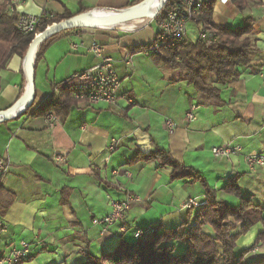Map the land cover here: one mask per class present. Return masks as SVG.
Returning a JSON list of instances; mask_svg holds the SVG:
<instances>
[{
    "label": "crops",
    "instance_id": "obj_1",
    "mask_svg": "<svg viewBox=\"0 0 264 264\" xmlns=\"http://www.w3.org/2000/svg\"><path fill=\"white\" fill-rule=\"evenodd\" d=\"M132 1L82 0V4L107 11L125 8ZM14 6L18 14L33 15L78 9L77 0H15ZM246 16L251 18L253 41L250 65L238 67L237 76L219 86V101L199 93L183 79L181 70L157 66L138 50L153 39L155 23L151 34L143 32L145 25L122 32L84 27L49 44L33 70L32 105L23 114L0 121V159L6 162L5 171H0V215L6 227L0 233V256L26 241L33 258L22 264H79L85 249L99 255L112 250L121 238L132 241L137 229L158 223L174 227L187 218L189 199L200 205L205 202L208 195L201 183L186 178L171 182V168L157 160L128 163L138 151L166 149L200 175L238 174L242 194L260 203L255 200L264 198V166L250 167L246 157L264 156V80L259 75L264 69V0L250 1L244 12L230 0H214V23L237 27ZM200 30L198 23L189 22L185 41H195ZM94 40L114 61L119 79L116 102H76L52 122L32 115L53 91L58 92V84L98 61L90 51ZM23 69V59L13 55L0 70V111L25 101ZM204 79L214 84L215 76L207 74ZM191 104L199 108L189 121L185 114ZM166 119L175 124L172 132L164 124ZM227 143L242 148L228 157L212 155L213 147ZM210 185L218 190L220 182ZM126 193L139 201L99 231L91 219L109 214L112 201ZM221 194L236 203V198ZM262 228L256 222L237 245H252ZM178 249L182 251L183 245ZM263 255L264 245H256L245 260Z\"/></svg>",
    "mask_w": 264,
    "mask_h": 264
},
{
    "label": "trees",
    "instance_id": "obj_2",
    "mask_svg": "<svg viewBox=\"0 0 264 264\" xmlns=\"http://www.w3.org/2000/svg\"><path fill=\"white\" fill-rule=\"evenodd\" d=\"M142 0H133L127 7L138 4ZM177 0H165L160 11ZM240 11L244 12L252 0H230ZM76 13L64 8L62 13H49L47 18H41L36 32L42 31L53 22L71 17L74 14L88 10L77 0ZM214 0L205 2V7L198 14V24L201 30L211 31L209 38L198 37L195 41H183L173 50H168L162 56H150L157 66L181 70L183 79L191 84L199 93L208 99L220 100V85L227 84L237 76L238 67L250 65V53L253 41L250 37L251 18L246 16L244 23L237 27H228L214 23L212 8ZM19 14L10 10L9 0H0V70L4 69L13 55L24 58L26 50L34 37V33L23 34L17 26ZM159 17L153 22L157 25ZM82 28L74 27L60 30L44 39L35 55L34 66L42 58L45 48L54 40L64 37ZM200 30V31H201ZM145 45L138 48L142 51ZM215 76L214 84L206 83L205 76ZM58 92L51 95L33 111L32 115L45 116L48 112L56 115L65 114L76 103L67 89V84L60 83ZM28 110V109H27ZM26 110V111H27ZM157 160L162 166L171 168V182L189 179L201 183L207 193L205 203L194 210L188 209V216L174 227H164L158 223L150 228L153 232L126 241L123 238L110 251L99 255L88 249L82 251L83 261L79 264H264V255L252 261H245L244 255L252 247L241 249L237 240L251 226L260 221L263 232L257 236L259 241L264 233V198L261 204H255L250 195L244 196L238 183L239 175L225 178L226 183L221 190L236 198L231 203L217 197V191L210 186L202 175L191 167L175 160L166 149L156 148L150 152H136L127 162ZM103 182V180L99 179ZM0 190L2 186L0 185ZM66 200L63 199L62 202ZM192 214V216H191ZM209 226L212 233L203 230ZM238 227V229H236ZM183 245L180 251L178 245ZM33 256L27 257L31 260Z\"/></svg>",
    "mask_w": 264,
    "mask_h": 264
},
{
    "label": "built area",
    "instance_id": "obj_3",
    "mask_svg": "<svg viewBox=\"0 0 264 264\" xmlns=\"http://www.w3.org/2000/svg\"><path fill=\"white\" fill-rule=\"evenodd\" d=\"M15 0H9L10 10L15 9ZM207 0H177L169 4L164 11H160V7L152 19L159 17L157 29L153 39L144 46L142 52L149 56H162L165 51L173 50L181 45L185 40L187 32V24L189 22H198V14L205 7ZM49 14L41 11L39 15L22 13L18 16L17 26L23 34L34 33L39 26L41 18H47ZM214 34L208 30H201L199 36L202 38L212 37ZM73 47H76L74 44ZM90 51L99 59L91 66L74 73L65 81L70 95L80 102L87 104H114L118 97L119 79L113 68V59L102 53L100 44L92 41ZM130 57H126L129 62ZM259 75L264 80V69L259 71ZM199 108L198 104H191L186 111L185 117L192 121L195 118V112ZM46 120L52 122L56 116L52 112L45 115ZM169 132H172L175 124L170 120L164 121ZM114 144L110 143L109 149L113 150ZM241 150L239 145L224 144L211 149V153L215 157H228L229 155ZM246 160L250 167L264 166V156L260 154H249ZM6 162L0 159V171H5ZM117 171H113L116 173ZM139 201L138 196L132 193H126L123 199L112 201L111 211L109 214L91 219L93 225H100L105 228L113 224L116 220L123 217L124 212L130 208L133 203ZM196 205V201L189 199L185 206ZM5 223L0 215V232L5 231ZM153 232L152 228L137 229L133 232L134 238L148 235ZM29 255V243L21 241L17 246L12 247L8 252L0 258V264H15Z\"/></svg>",
    "mask_w": 264,
    "mask_h": 264
},
{
    "label": "water",
    "instance_id": "obj_4",
    "mask_svg": "<svg viewBox=\"0 0 264 264\" xmlns=\"http://www.w3.org/2000/svg\"><path fill=\"white\" fill-rule=\"evenodd\" d=\"M153 0H142L136 5H133L131 7H125L117 10H113L114 12L106 15L103 17L102 20L108 21V22H117L120 20H132L138 17H141L145 14V10L143 9H135L138 5L144 3L146 6V9L148 6L152 3ZM165 2V1H164ZM122 10H126L124 14H121L120 12ZM77 13L72 15L71 17L62 19L58 22H53L46 26L42 31H39L31 40L26 53L23 58V66L25 65L24 71V76H25V83H26V95H27V100L26 103L23 107L17 108L16 104L11 105L10 107L0 111V121L6 120L8 118L16 117L20 114H23L31 105L33 102V97H34V82H33V66H34V59L36 55V51L40 45V43L49 37L50 35L64 29L68 28H74V27H91V28H96L94 27V24L98 22L97 19L93 18H87L83 17V15L86 13ZM36 47V50L33 54V59H32V50L33 48ZM33 60V61H32Z\"/></svg>",
    "mask_w": 264,
    "mask_h": 264
},
{
    "label": "bare ground",
    "instance_id": "obj_5",
    "mask_svg": "<svg viewBox=\"0 0 264 264\" xmlns=\"http://www.w3.org/2000/svg\"><path fill=\"white\" fill-rule=\"evenodd\" d=\"M164 1L165 0H153L147 9H146V6L144 3L138 5L135 9H143V10H145V14L141 17H138V18H135L132 20H128L129 22H125L126 20H120L117 22H108V21L102 20L104 16L113 13L114 12L113 10L93 11L94 9H91V10H88L83 15V17L97 19L98 22L96 24H94V27L112 28V29H117V30H122V31H131V30H134V29H137V28L143 26L144 24L146 25V23L150 19H152V17L155 15L157 10L163 5ZM125 12H126V10H122L120 13L124 14ZM35 50H36V47H34L32 50V59H33V54H34ZM25 68L26 67L24 65V69ZM26 100H27V97L23 103L21 100H19L16 104V107L17 108L23 107L26 103Z\"/></svg>",
    "mask_w": 264,
    "mask_h": 264
},
{
    "label": "rangeland",
    "instance_id": "obj_6",
    "mask_svg": "<svg viewBox=\"0 0 264 264\" xmlns=\"http://www.w3.org/2000/svg\"><path fill=\"white\" fill-rule=\"evenodd\" d=\"M164 4V3H163ZM163 6V5H162ZM88 10H91V9H88ZM87 10V11H88ZM151 20V19H150ZM149 20V21H150ZM149 21L146 23V25H145V27H144V29H143V32L144 33H146V34H151L153 31H155V24H154V22L152 21L151 23H149ZM125 22H129V21H125ZM143 25V26H144ZM89 29H94V30H98V31H119V32H122V31H120V30H117V29H112V28H100V27H97V28H91V27H88ZM187 28H188V24H187ZM104 29V30H103ZM39 32V31H38ZM37 32V33H38ZM142 32V33H143ZM189 38H192V37H189ZM148 44V43H147ZM57 89H55V91H56ZM70 97L75 101V102H80V101H78L77 99H75V98H73L71 95H70ZM100 104H102V103H100ZM55 116H56V114H54ZM240 146V145H239ZM241 147V146H240ZM242 148V147H241ZM255 167H257V166H255ZM202 177H204L205 178V180L207 181V183L210 185V184H212V183H214V182H220V185L218 186V190H216L217 191V197L218 198H221V188L225 185V177L224 176H218V175H214V173H206V175H202ZM221 178V179H220ZM223 178V179H222ZM221 180H224V181H222V182H224V183H222L221 182ZM238 183H239V180H238ZM240 185V184H239ZM211 186V185H210ZM242 191V190H241ZM259 192V194H261V195H258V197H262L263 196V194H262V192L261 191H258ZM227 194V193H226ZM230 195V194H229ZM233 198H235L233 195H231ZM254 197L255 198H257L255 195H254ZM224 200H226V201H228V199L227 198H224ZM255 201H258V202H260V203H257V204H261L262 203V201H263V197H262V200H260L259 198L257 199V200H255ZM205 203V202H204ZM203 203V204H204ZM232 203V202H231ZM202 205V204H201ZM198 207V206H200V204L199 203H197L196 202V205H191V206H187V208H190V207ZM112 208V207H111ZM111 211V210H110ZM110 213V212H109ZM95 218H101V217H103V215H97V216H94ZM94 226H96L98 229H99V231L101 230V226L100 225H94ZM263 227V226H262ZM236 229H238V227L236 228ZM203 230H208V231H210L211 233H212V230H211V228L209 227V226H204L203 227ZM261 232H263V228H262V231ZM0 233H2V232H0ZM260 234V233H259ZM258 234V235H259ZM257 235V236H258ZM257 240V237H256V239H255V241L253 242V244L252 245H250L249 247H252L251 248V250L250 251H248L245 255H244V260H245V256L248 254V253H250V252H253V251H256V245H258V246H262V245H264V233H263V236H262V238L259 240V241H256ZM30 245V244H29ZM238 246V245H237ZM239 247V246H238ZM249 247H247V248H249ZM239 248H241V247H239ZM241 249H245V248H241ZM29 250H30V247H29ZM2 256V255H1ZM1 256H0V258H1ZM27 257H29V255L27 256ZM27 257H25L24 259H22V260H20V261H18V262H16L15 264H22V263H24V262H26V261H30V260H27ZM260 257V256H259ZM246 261V260H245Z\"/></svg>",
    "mask_w": 264,
    "mask_h": 264
}]
</instances>
